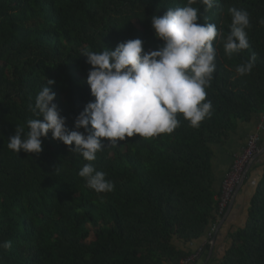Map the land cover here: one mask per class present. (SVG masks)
<instances>
[{"label": "trees", "instance_id": "trees-1", "mask_svg": "<svg viewBox=\"0 0 264 264\" xmlns=\"http://www.w3.org/2000/svg\"><path fill=\"white\" fill-rule=\"evenodd\" d=\"M187 0H0V264H182L196 251L218 216L215 147L239 126L264 116V0H197L198 23H213L226 37L229 8L246 10L249 47L231 57L213 41L216 68L205 89L210 116L198 127L177 114L179 126L151 138L138 134L107 145L92 162L53 139L39 154L7 147L17 124L27 131L28 110L48 85L66 127L94 100L86 78V51L114 50L139 38L145 51L163 45L153 15ZM255 55L251 72L235 71ZM83 132V129H79ZM87 163L105 173L114 189L96 193L78 175ZM221 190V189H220ZM182 246V247H181ZM211 245L191 264L211 250ZM207 264H214L211 259ZM218 264H264V173L244 227L232 230Z\"/></svg>", "mask_w": 264, "mask_h": 264}, {"label": "clouds", "instance_id": "clouds-1", "mask_svg": "<svg viewBox=\"0 0 264 264\" xmlns=\"http://www.w3.org/2000/svg\"><path fill=\"white\" fill-rule=\"evenodd\" d=\"M196 2L187 0L184 7L168 8L162 16L151 17L154 35L163 42L156 50L145 51L143 41L136 38L118 43L114 50L104 47L103 51L82 53L91 65L86 83L94 100L76 117V130L66 127V118L53 102L56 94L48 86L55 82L48 80L36 95L34 105H28L35 118L28 119L27 131L17 124L7 147L17 154H39L43 151L42 138L51 132L53 139L66 146L75 145L71 151L92 162L105 147L104 139L115 147L118 141L137 134L151 138L171 133L179 126L178 113L192 127H198L212 109L205 89L216 68L213 41L219 37L228 57L247 49L250 19L246 10L229 8L230 32L225 37L215 24L198 23V9L191 6ZM199 2L208 11L215 0ZM255 59L253 55L238 65L237 74L250 73ZM78 175L96 193L114 189L105 173L97 171L92 163L85 164ZM11 246V241L0 243L5 250Z\"/></svg>", "mask_w": 264, "mask_h": 264}, {"label": "crops", "instance_id": "crops-1", "mask_svg": "<svg viewBox=\"0 0 264 264\" xmlns=\"http://www.w3.org/2000/svg\"><path fill=\"white\" fill-rule=\"evenodd\" d=\"M263 118L264 116L256 117L252 123L240 125L238 131L234 135L230 136L225 146L215 147L213 167L215 172L214 185L217 192L220 191L223 180L232 167L234 156L242 151L250 136H261L263 142V153L256 159L255 163L250 168L243 185L236 194L233 205L226 211L223 219L221 220L218 226V231L216 232L217 239L215 242L212 240L211 246L214 248L212 249L211 247L212 250H210L206 255L204 254L197 264H207L211 259H214V264L220 263L229 247L230 232L232 230L242 228L246 224L251 200L264 173ZM208 234L209 231L206 234V237L190 244L188 249H191L194 252L205 243V245H207Z\"/></svg>", "mask_w": 264, "mask_h": 264}, {"label": "built area", "instance_id": "built-area-1", "mask_svg": "<svg viewBox=\"0 0 264 264\" xmlns=\"http://www.w3.org/2000/svg\"><path fill=\"white\" fill-rule=\"evenodd\" d=\"M262 153V138L261 136L256 135L250 136L242 151L234 156L232 167L223 180L220 193L217 196L218 216L220 218L225 215L226 211L233 204L236 194L239 188L243 185L250 168ZM217 231L218 223H215L210 230L207 245L212 244L213 236ZM207 245H205L203 249L200 248V251L198 250L199 252L197 254L185 260L183 264H191L194 262V260L200 257V255L204 252V248H206Z\"/></svg>", "mask_w": 264, "mask_h": 264}, {"label": "rangeland", "instance_id": "rangeland-1", "mask_svg": "<svg viewBox=\"0 0 264 264\" xmlns=\"http://www.w3.org/2000/svg\"><path fill=\"white\" fill-rule=\"evenodd\" d=\"M209 233H210V229H209ZM204 237H206V236H204ZM213 237H214V236H213ZM208 238H209V234H208V236H207V239H208ZM205 244H206V243H205ZM205 244L202 245L200 248L203 249V247L205 246ZM200 248H199V249H200ZM199 251H200V250H199ZM199 251H197L196 253H194L193 256H194L195 254H197ZM183 262H184V261H183ZM183 262H182V264H183Z\"/></svg>", "mask_w": 264, "mask_h": 264}, {"label": "water", "instance_id": "water-1", "mask_svg": "<svg viewBox=\"0 0 264 264\" xmlns=\"http://www.w3.org/2000/svg\"><path fill=\"white\" fill-rule=\"evenodd\" d=\"M239 190H240V188H239ZM232 205H233V204H232ZM232 205H231V206H232ZM231 206H230V207H231ZM216 239H217V234H215V236H214V238H213L214 242L216 241ZM213 248H214V247L212 246V249H213ZM212 249H211V250H212Z\"/></svg>", "mask_w": 264, "mask_h": 264}]
</instances>
